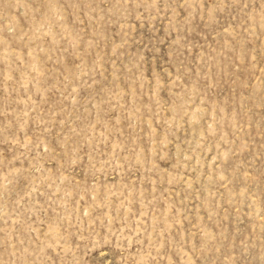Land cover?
Here are the masks:
<instances>
[{
  "label": "rangeland",
  "instance_id": "obj_1",
  "mask_svg": "<svg viewBox=\"0 0 264 264\" xmlns=\"http://www.w3.org/2000/svg\"><path fill=\"white\" fill-rule=\"evenodd\" d=\"M0 264H264V0H0Z\"/></svg>",
  "mask_w": 264,
  "mask_h": 264
}]
</instances>
